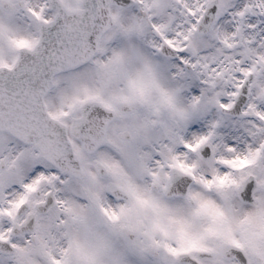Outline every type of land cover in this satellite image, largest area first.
I'll list each match as a JSON object with an SVG mask.
<instances>
[{
    "label": "flooded vegetation",
    "instance_id": "af4514ba",
    "mask_svg": "<svg viewBox=\"0 0 264 264\" xmlns=\"http://www.w3.org/2000/svg\"><path fill=\"white\" fill-rule=\"evenodd\" d=\"M159 3L163 4L159 14L143 19L138 39L146 56H163L168 72H173L175 68L177 76L182 71L189 72L191 105L198 111L195 112L193 128L215 116L234 118L223 114L220 105L231 104L239 85L250 71L253 74L248 85V98L240 108V118L263 121L264 0H255L253 24L243 32L244 35L246 31H251L252 47L241 46L238 49L236 64L227 61L218 63L209 50L198 43L191 45V39H196L198 34L201 1L163 0ZM241 7L245 10L248 8L245 3ZM9 9H19V4H9ZM130 10L134 17L136 13H141L139 6ZM123 27L126 28L127 23L118 24L116 34ZM159 35L177 48L176 57L159 52ZM183 40L185 45H181ZM175 61L182 68L176 67ZM148 62L149 67H159L154 60ZM180 81H184V78ZM197 87H201L198 95ZM95 90L110 94L107 86H98ZM152 92L155 104H149L143 112L147 118L150 117L146 124V143H117V135L131 138L124 129L130 124L129 115L143 107L140 104L139 108L130 112L114 109V117L107 127L110 143L106 142L93 154L81 153V162L88 166L91 175L96 176L95 181H90L95 187V199L86 197L84 175L75 178L57 172L31 146L11 134L0 132V264H52L54 261L63 264H99L97 256L103 257L109 264L111 261L132 258L143 262L145 258L169 261L171 255L166 254V247L171 245L192 249L185 251L189 256L187 260L179 261L176 258L177 264H223L224 261L238 264L233 258L221 259L198 253L201 246L222 247L227 241L214 239L207 225L190 229L187 238L177 224L166 222L165 207H160L163 200L177 199L185 204L184 199L196 211L210 207L208 187L214 174L213 157L219 154L210 146L207 149L195 143L184 144L183 148L174 143H160L159 140L150 143L148 134L155 135L157 126L161 125L156 120L158 111L165 109L158 102L160 91L152 89ZM134 100L138 99L131 101ZM15 148L20 150L17 152ZM117 152L130 153L135 159L121 162L118 159L121 154ZM232 152V149L227 150V153ZM138 158L143 159L142 165H136ZM181 162L191 169L194 176L189 186L191 196L167 197L164 188L169 168L179 166ZM166 163L169 164L167 167ZM220 170L225 174L224 178H230L233 172L241 174L240 169L233 167L230 171L226 164H221ZM1 178H8L10 183H3ZM70 180L78 181L71 190L68 188ZM111 184L117 187L112 192ZM171 233L177 236H171ZM233 236L239 237V233ZM151 247L155 249L153 252L149 251ZM255 258L256 264L262 263L259 255Z\"/></svg>",
    "mask_w": 264,
    "mask_h": 264
},
{
    "label": "rangeland",
    "instance_id": "374dc122",
    "mask_svg": "<svg viewBox=\"0 0 264 264\" xmlns=\"http://www.w3.org/2000/svg\"><path fill=\"white\" fill-rule=\"evenodd\" d=\"M12 1V3H18L19 0H10ZM41 0H36L33 3L34 6L38 7L39 6V3H40ZM72 3H73V0H70ZM29 3V2H28ZM30 4V3H29ZM1 9V7H0ZM23 9V8H22ZM7 12H11V13H8V14H5V15H2V11H0V60H5V61H9L10 58L12 57V55L14 54V52H9L8 51V41L10 39L17 41V39L21 38V43H29L32 41L33 38L36 37L37 33H36V29H35V23H34V20L26 13L23 14L27 17L26 18V24L24 23H18V20H12L10 15L9 14H13L12 11H7ZM30 25V26H29ZM32 30H34V33L31 32ZM16 35V36H14ZM20 36V37H19ZM9 45H10V41H9ZM9 52V54H8ZM132 60H134L135 62V66H136V71H140L141 70V59H140V56L137 57L136 55H133L131 57ZM148 60L152 61L154 60L155 63H158V64H161L163 63V59H159V58H155L153 57L152 55H148ZM99 62V57H95L90 63L89 65L87 66V68L83 69L81 72H72V73H63V74H60L56 80L58 81L59 83V86L57 88V91L54 92V94L57 96L58 94H60L61 96H65V94L67 93H73L74 92V85L76 82L78 83H83L84 82V86L83 87H87L85 85V82L90 79V78H93V75H92V70H91V67L95 70V73L96 74H99V72L97 71V63ZM104 65H107V62H103ZM89 67V68H88ZM131 73L132 71L127 69V72L125 73V75L130 78L131 77ZM102 75V73H101ZM100 76V75H99ZM124 76V75H123ZM113 81H116V79H113ZM176 86L171 85V88L172 89H177V93H179V88L177 87L178 86V83H175ZM129 87H124V89H128ZM97 89V87H96ZM114 91H117V92H120V93H124V90L122 89H114ZM49 100H54V96L49 99ZM66 103H63L61 107L65 106ZM57 108H60V107H57L56 104H54V106H52V110H57ZM140 113V114H139ZM137 118L139 119V123H143V124H146V119H147V115H142V111L140 110ZM217 124V128H215V125ZM255 126V125H254ZM145 126H143L144 128ZM188 128H190L189 125H187L185 128H182V131H181V134H177V142H179L180 139H184V140H188L187 138L189 137L190 135V131L187 130ZM237 129V126L236 125H232V123H227V121H223V120H215L214 121V143H217V144H231V143H236V144H239L241 143V141L243 140L241 137H240V134H236L237 132L235 131ZM161 133H162V130L154 135V136H148L149 139L151 140H158L161 136ZM172 133L170 131H164L163 132V137H170L172 136L171 135ZM140 138V143H142V139H145L147 138V135H141L139 136ZM152 142H155V141H151ZM15 150L18 152L20 149L18 148H15ZM119 154V152H118ZM231 158V157H230ZM124 159L125 160H129L130 157L125 154L124 155ZM22 167V166H20ZM3 183H10V180L8 178H1ZM73 185L74 184H70L68 186V188L71 190L73 188ZM89 188V186L87 187V189ZM220 192H224L226 193L227 191V188L222 187L219 189ZM91 195L92 198L95 199L94 197V194L93 193H88ZM261 194V192H256L255 193V196L257 198V201L252 204V205H245L243 204V210L247 209L245 211V217L246 219H249L248 222H252L253 220V209H258L259 208V205L262 204L264 205V198H260L259 195ZM96 196V194H95ZM174 201L173 199H166V200H163L160 202V207L164 208L165 206H167L168 204H172L174 205ZM182 212V211H181ZM263 217L262 221H264V215H261ZM260 216V217H261ZM177 217H179V221L175 224H177V228H179L181 231H183L182 235H186L187 238H189L190 236V232L189 230L190 229H195V228H199L200 225L196 222H194L189 214L187 212L184 213V217H181L179 215H177ZM245 220V219H244ZM174 219H171L169 222H173ZM163 222H160V224H162ZM168 223V222H167ZM264 223V222H263ZM257 228V226L255 227V229ZM250 234H252L254 236V241H255V234H254V231L253 229L251 228H248ZM177 233V232H175ZM175 233H171L170 235L171 236H177V234ZM161 234H163L161 232ZM250 236L249 235V239L252 241L253 239V236ZM239 236L242 237L243 236V233L242 232H239ZM249 247H250V251H252V256H254L255 253L259 252L260 249L256 246H253L252 244L249 243ZM216 250V249H215ZM176 249H173L172 252L175 253ZM262 251V250H261ZM264 253V251H263ZM129 255H133V254H129ZM261 255V254H260ZM262 256V259H264V255H261ZM97 263L99 264H106L108 263L103 257H98L97 256ZM169 261L165 260V259H160V260H148L147 258H145V262H143L142 260H137L136 258H132V259H124V264H168ZM110 263L112 264H123V262H115V261H111ZM251 263L253 264H256L254 259L251 258Z\"/></svg>",
    "mask_w": 264,
    "mask_h": 264
},
{
    "label": "water",
    "instance_id": "95a60500",
    "mask_svg": "<svg viewBox=\"0 0 264 264\" xmlns=\"http://www.w3.org/2000/svg\"><path fill=\"white\" fill-rule=\"evenodd\" d=\"M112 0H99L98 4H89L87 5V11L86 13H90L89 15H85L84 19L80 18L81 13L76 11H66L65 15L60 19L58 22H61L60 25L63 26L62 29H56L53 33L49 31L45 26L42 31L41 35V40L36 44L34 49L32 50H25L22 49V56L17 59V61L14 64L13 68L6 69L4 70V74H8L10 72V75H16L17 74V69L19 67L23 68L25 66H31L32 64L35 63L34 58L36 57H41V55L44 53V51L41 49H46L47 54L46 57L47 59L45 60V64L48 65V67H51L52 70L49 71V74L53 72H56L57 70L64 68L68 66L69 62H76V61H81L84 62L86 61L92 54L95 48V43L97 41V38L99 37L100 33L102 31H98V25L96 26L98 22L104 20V17L107 15L104 12L107 11V6L109 2ZM62 8V7H61ZM98 9L101 12H94V9ZM96 14L95 19L96 22L94 23L92 21V17ZM82 20V25L79 29H74L73 28V23L76 20ZM94 25L97 27H94ZM82 49L83 52H82ZM79 52H82L79 54ZM58 57V59H57ZM57 59V60H56ZM58 61V62H56ZM78 62V63H81ZM77 64V63H75ZM16 69V70H15ZM9 71V72H8ZM12 80H16L15 77L11 78ZM12 86V85H11ZM19 85H17L18 87ZM23 90V86H21ZM107 120V117L102 118L101 120V128L102 125H104L105 121ZM1 125L0 127L2 128H7V129H12L13 124L10 125H3L2 121H0ZM74 126V128L77 130L80 125ZM23 125H24V120H23ZM56 130H54V135H53V140L52 144L53 145H66L68 149V153L70 154V145L67 142L66 137H65V132H64V127H55ZM58 129V131H57ZM95 137V135H94ZM102 137V133L98 136ZM94 144L95 146L96 140L93 142H89ZM50 148H53L52 146Z\"/></svg>",
    "mask_w": 264,
    "mask_h": 264
}]
</instances>
